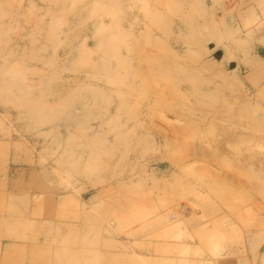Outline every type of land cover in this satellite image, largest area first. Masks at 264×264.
Listing matches in <instances>:
<instances>
[{
  "label": "rangeland",
  "instance_id": "374dc122",
  "mask_svg": "<svg viewBox=\"0 0 264 264\" xmlns=\"http://www.w3.org/2000/svg\"><path fill=\"white\" fill-rule=\"evenodd\" d=\"M248 2L0 0V264H264Z\"/></svg>",
  "mask_w": 264,
  "mask_h": 264
},
{
  "label": "crops",
  "instance_id": "0c3cea01",
  "mask_svg": "<svg viewBox=\"0 0 264 264\" xmlns=\"http://www.w3.org/2000/svg\"><path fill=\"white\" fill-rule=\"evenodd\" d=\"M248 4L253 8V12L256 14L255 16L262 20L260 13L262 9L260 10L259 7L263 6L264 8V0H249ZM254 39L256 45L249 56V67L250 69H254L255 71L259 70V72L264 73V25L258 30H255Z\"/></svg>",
  "mask_w": 264,
  "mask_h": 264
}]
</instances>
